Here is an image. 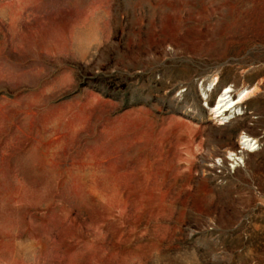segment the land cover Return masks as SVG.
<instances>
[{
	"label": "rangeland",
	"instance_id": "obj_1",
	"mask_svg": "<svg viewBox=\"0 0 264 264\" xmlns=\"http://www.w3.org/2000/svg\"><path fill=\"white\" fill-rule=\"evenodd\" d=\"M0 264H264V0H0Z\"/></svg>",
	"mask_w": 264,
	"mask_h": 264
},
{
	"label": "bare ground",
	"instance_id": "obj_2",
	"mask_svg": "<svg viewBox=\"0 0 264 264\" xmlns=\"http://www.w3.org/2000/svg\"><path fill=\"white\" fill-rule=\"evenodd\" d=\"M229 93H230V89H227L223 94L219 96L216 107L214 109V114H216L217 117L223 116L226 112L233 109L236 105L242 103L248 95V92L245 94H241L238 100L234 102L228 96ZM244 139L245 140L243 145H247V147L252 148L253 147L252 140L250 141L248 138H244Z\"/></svg>",
	"mask_w": 264,
	"mask_h": 264
}]
</instances>
